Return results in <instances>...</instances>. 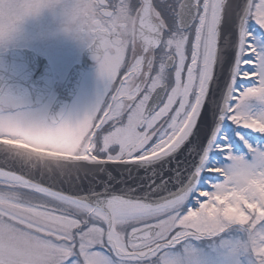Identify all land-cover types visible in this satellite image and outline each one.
I'll return each mask as SVG.
<instances>
[{"label": "snow or ice", "instance_id": "6c2138e0", "mask_svg": "<svg viewBox=\"0 0 264 264\" xmlns=\"http://www.w3.org/2000/svg\"><path fill=\"white\" fill-rule=\"evenodd\" d=\"M79 36L82 114L0 97V264H264V0H86Z\"/></svg>", "mask_w": 264, "mask_h": 264}, {"label": "water", "instance_id": "95a60500", "mask_svg": "<svg viewBox=\"0 0 264 264\" xmlns=\"http://www.w3.org/2000/svg\"><path fill=\"white\" fill-rule=\"evenodd\" d=\"M83 72L76 66L65 80L58 97L48 112L49 119L64 117L79 89ZM53 74L48 62L28 50H10L0 53V97L15 101L19 110L42 106L51 92ZM0 146V168H4V154ZM10 167H17L9 161ZM110 169L117 166L109 165ZM17 170L18 167H17ZM113 174H117L115 171ZM87 187V182H85Z\"/></svg>", "mask_w": 264, "mask_h": 264}, {"label": "flooded vegetation", "instance_id": "af4514ba", "mask_svg": "<svg viewBox=\"0 0 264 264\" xmlns=\"http://www.w3.org/2000/svg\"><path fill=\"white\" fill-rule=\"evenodd\" d=\"M15 49L33 51L50 65L53 86L48 99L58 97L70 71L76 66L83 72L76 96L88 85L91 89L94 77L99 76L98 64L85 41L79 35L66 31L58 19L50 16L29 23L13 40L0 44V53ZM51 60L57 66L56 70Z\"/></svg>", "mask_w": 264, "mask_h": 264}, {"label": "clouds", "instance_id": "9594fccd", "mask_svg": "<svg viewBox=\"0 0 264 264\" xmlns=\"http://www.w3.org/2000/svg\"><path fill=\"white\" fill-rule=\"evenodd\" d=\"M86 0H0V44L17 37L26 25L45 16L58 19L66 31L79 35Z\"/></svg>", "mask_w": 264, "mask_h": 264}, {"label": "rangeland", "instance_id": "374dc122", "mask_svg": "<svg viewBox=\"0 0 264 264\" xmlns=\"http://www.w3.org/2000/svg\"><path fill=\"white\" fill-rule=\"evenodd\" d=\"M54 64L55 63L53 62V66L55 67V70H56L57 66ZM66 72L67 71H65L62 74V76L65 75ZM102 87H103V82H102L100 75L98 77H94V81H93L91 89L88 85V88L86 90H85V87L83 90H81V92L75 97L74 101L72 102V104L69 108V111L67 112V114L65 116H69V115L75 116L78 114H82L88 107H90L92 104H94V102L97 99L100 91L102 90ZM54 98L55 97L48 99L46 101V103H44L42 106H40L38 108L26 109V110H20V111L33 113V114L45 116L48 118V112H49V109H50V107L54 101ZM251 106H252V110L255 112H259V111L264 110V108H261L259 103L256 101H253Z\"/></svg>", "mask_w": 264, "mask_h": 264}]
</instances>
